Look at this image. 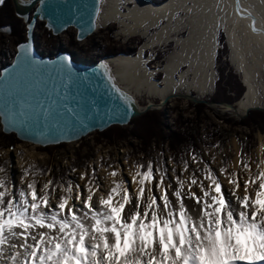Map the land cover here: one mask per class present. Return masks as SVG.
<instances>
[{
    "label": "snow or ice",
    "instance_id": "obj_1",
    "mask_svg": "<svg viewBox=\"0 0 264 264\" xmlns=\"http://www.w3.org/2000/svg\"><path fill=\"white\" fill-rule=\"evenodd\" d=\"M4 3L0 0V6ZM19 50L18 59L36 63L30 44H20ZM63 64L70 65L71 58L65 56ZM34 100L32 105L14 97L6 105L0 98V114L7 116L10 106L26 125L61 115L47 100ZM64 115L74 117L75 109L65 104ZM191 161L200 162L195 155ZM189 163L184 164L185 171ZM118 175L109 173L113 178L109 190L100 195L101 185L93 184L95 174L84 189L73 181L57 184L68 194L55 197V203L52 181L39 189L33 181L26 189L13 191L0 179V264L264 262V171L243 184L238 176H230L233 188L227 194L207 163L202 180L195 174L188 182L177 177L173 191L167 170L154 169L151 162L137 165L128 181H117ZM194 186L198 192L192 191ZM252 186L254 196L249 192ZM241 188L243 195H238Z\"/></svg>",
    "mask_w": 264,
    "mask_h": 264
},
{
    "label": "rangeland",
    "instance_id": "obj_2",
    "mask_svg": "<svg viewBox=\"0 0 264 264\" xmlns=\"http://www.w3.org/2000/svg\"><path fill=\"white\" fill-rule=\"evenodd\" d=\"M166 1L151 0L155 4ZM12 3V0H7L0 9V25H13L10 32L0 31V70L13 60L17 44L26 36L25 23L11 16ZM110 9V0H104L101 25L93 35L81 42L77 41L74 29L53 35L39 21L35 32L38 49L51 56L62 49L68 50L75 58L85 61L108 60L138 52L148 39L139 34L126 36L121 33L119 22H107ZM123 9L129 11V7ZM167 23L161 21L159 28ZM189 30L186 28L181 31L179 38L187 37ZM156 31L153 29L152 33ZM176 36H173L172 41L163 42L147 51L148 67L151 70L158 72L159 68L162 69L170 54L177 50ZM228 42L226 32L221 30L215 64V88L204 97L193 95L211 104L175 97L160 109L144 112L128 125H115L103 132H93L79 141L47 147L20 141L14 134H4L0 124V168L4 169L0 171V179L13 191L26 189L27 184L33 181L37 183L38 189L52 181L55 203V197L68 194L57 184L65 185L73 181L84 189L95 174L97 179L93 183L101 185V190L108 180L113 179L109 176L110 172L117 171L119 175L115 179L119 177L128 181L137 165L149 162L154 169L167 170V182L172 183L169 191L176 189L174 180L177 177L185 180L195 174L198 179L203 178L205 163L210 165L217 176L219 172L214 170L215 166L221 165L224 171L220 173L226 175L237 157L241 162L240 171L248 173L252 168L263 171L259 149L264 151V110L253 109L242 114L244 117H239L235 111L212 103H230L236 107L247 91L243 76L232 61V50ZM109 67L117 82L133 93L140 107L146 108L150 103L158 104L162 101L149 96L142 89L138 91L136 83L122 79L115 65L109 63ZM164 77L163 71L156 75L159 82ZM193 155L200 162L191 161ZM185 163H189L187 171L184 169ZM159 175L157 171L156 176ZM238 178L241 180V176ZM86 179L87 185L84 184Z\"/></svg>",
    "mask_w": 264,
    "mask_h": 264
},
{
    "label": "bare ground",
    "instance_id": "obj_3",
    "mask_svg": "<svg viewBox=\"0 0 264 264\" xmlns=\"http://www.w3.org/2000/svg\"><path fill=\"white\" fill-rule=\"evenodd\" d=\"M110 2L111 9L107 22H119L121 33L126 36L139 34L148 39L134 54H122L104 60L108 66L111 63L117 67V73L122 79L136 83L138 91L142 89L149 96L162 101L169 96L174 99L183 94L187 96L198 94L200 97L209 95L216 86L215 64L219 49V33L224 30L232 50V61L243 76L247 87L245 96L230 111H235L241 116L253 109H264V0H168L161 4L152 3L151 0ZM133 4V7L130 6ZM125 7H129L128 12L123 9ZM100 16L102 17L103 13ZM101 17L98 26L101 25ZM161 21L168 23L159 28ZM186 28H190L188 36L179 38L178 34ZM153 29H157L156 33H152ZM174 35H177V50L170 54L162 69L159 68L158 72L151 70L148 67L147 51L163 42L172 41ZM162 71L165 77L159 82L156 75ZM259 154L264 171L262 148L259 149ZM240 163L237 157L226 175L220 173L221 165L214 167V170L219 172L218 178L222 181V190L226 194L228 189L233 188L229 183L230 176H241V180L240 178L238 180L244 183L249 178L255 179L260 172L252 168L250 172L244 173L243 170L240 171ZM120 179L118 177L116 180ZM190 179L187 177L185 181L188 182ZM87 182L88 179L84 184L87 185ZM111 182L112 180H108L98 195L108 191ZM204 183L208 185L209 182ZM135 187L137 186H133V190ZM187 187L186 183L185 188ZM254 187L249 188L253 196ZM192 191L198 192V188L194 186ZM237 194L243 195V188ZM185 202L189 205L192 203L187 200Z\"/></svg>",
    "mask_w": 264,
    "mask_h": 264
},
{
    "label": "water",
    "instance_id": "obj_4",
    "mask_svg": "<svg viewBox=\"0 0 264 264\" xmlns=\"http://www.w3.org/2000/svg\"><path fill=\"white\" fill-rule=\"evenodd\" d=\"M12 2L17 17L26 25V40L17 44L13 60L0 70V98L6 105L14 97L20 102L27 101L34 105V97H41L47 100L54 112L59 111L61 115L56 119L26 125L9 106L6 109L7 116L0 114L4 134H14L20 141L41 147L71 143L96 131L103 132L115 125H128L144 112L162 108L171 99L169 96L141 110L136 97L116 81L111 68L103 59L93 62L75 60L68 51H59L51 56L41 54L37 49L35 27L38 21L44 22L53 35H60L73 28L80 42L93 35L98 28L103 0ZM22 43L31 45L36 63L28 64L18 59L21 55L19 45ZM65 56L71 58L70 65L63 64ZM180 97L195 103L204 102L194 96L183 94ZM204 103L211 104L206 101ZM212 103L220 104L227 110L234 108L230 103ZM65 104L75 109L74 117L64 115ZM37 140L39 142H35Z\"/></svg>",
    "mask_w": 264,
    "mask_h": 264
},
{
    "label": "flooded vegetation",
    "instance_id": "obj_5",
    "mask_svg": "<svg viewBox=\"0 0 264 264\" xmlns=\"http://www.w3.org/2000/svg\"><path fill=\"white\" fill-rule=\"evenodd\" d=\"M7 1V0H6ZM6 1H5V3H6ZM5 3H4V5H5ZM3 5V6H4ZM2 6V7H3ZM12 9H13V12H12V14H11V16H12V18H14V19H20L19 17H17V15H16V13H15V9H14V5H13V3H12ZM1 9V8H0ZM11 12V11H10ZM20 20H22V19H20ZM23 21V20H22ZM39 22V21H38ZM38 22H37V24H36V27H35V32H36V28H37V26H38ZM25 25V24H24ZM25 27H26V25H25ZM0 28L2 29V28H8V29H12L13 28V25H10V24H2V25H0ZM27 29V28H26ZM27 31V30H26ZM26 40V36H25V38L23 39V40H21L20 42H22V41H25ZM19 42V43H20ZM35 45H36V47H37V43H36V33H35ZM37 49H38V47H37ZM39 50V49H38ZM40 51V50H39ZM61 51H68V50H64V49H62ZM69 52V51H68ZM40 53L41 54H44V55H47V54H45L44 52H42V51H40ZM69 53H71V52H69ZM71 55H72V57H73V59H75L74 58V56H73V54L71 53ZM6 65V64H5ZM4 65V66H5Z\"/></svg>",
    "mask_w": 264,
    "mask_h": 264
},
{
    "label": "trees",
    "instance_id": "obj_6",
    "mask_svg": "<svg viewBox=\"0 0 264 264\" xmlns=\"http://www.w3.org/2000/svg\"><path fill=\"white\" fill-rule=\"evenodd\" d=\"M45 53V52H44ZM45 54H47V53H45ZM75 58V57H74ZM75 60H81V59H79V58H75ZM83 61H85V60H83ZM89 62H93V61H89ZM4 67V66H3Z\"/></svg>",
    "mask_w": 264,
    "mask_h": 264
}]
</instances>
